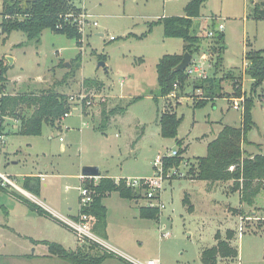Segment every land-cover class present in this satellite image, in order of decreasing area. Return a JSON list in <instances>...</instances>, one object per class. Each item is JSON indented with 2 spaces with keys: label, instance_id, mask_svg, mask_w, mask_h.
I'll list each match as a JSON object with an SVG mask.
<instances>
[{
  "label": "rangeland",
  "instance_id": "obj_1",
  "mask_svg": "<svg viewBox=\"0 0 264 264\" xmlns=\"http://www.w3.org/2000/svg\"><path fill=\"white\" fill-rule=\"evenodd\" d=\"M189 1L73 0L99 23L87 29L79 44L50 29L43 31L39 42L28 40L21 30L0 34V65L6 78L3 86L9 95L54 89L68 96L72 112L56 127L45 124L40 135L23 134L11 121L9 154L2 170L15 175L23 187L25 175L40 171L49 174L47 186L42 182L41 194L33 193V202H54L67 210L62 209V215L53 212L50 217L28 219L25 203L9 191L0 192V264H70L58 257L28 258L21 254L49 253L42 245L35 251L31 237L77 249L78 237L62 216L75 219L79 213L81 179L77 176L84 166L97 165L118 177L148 178L156 174L157 157L184 147L187 149L180 154L184 158L178 173L172 174V166L166 171L164 164L165 176L171 177L162 182L160 196L152 199L154 205H165L159 220L140 216V207L147 204L142 189H137L142 194L137 199H125L118 192L104 199L108 236L97 235L124 256L107 258L103 264L153 258L160 264H204L203 250L218 242L217 235L227 239L229 231L234 232L231 243L239 256L220 259L219 264H264V192L254 207H248L241 202L240 192L232 190V181L209 182L188 173L197 157L207 154L209 142L224 125L242 126V110L232 107L227 97L218 98L215 105L209 102L195 107L199 98L193 91L192 82L197 79L193 77L177 98L155 97L160 58L183 53L185 43L181 38L166 37L162 24L154 25L150 32V23L162 16L184 15ZM2 11L0 0V14ZM220 23L225 26L223 51L208 50L204 40L193 58L200 61L203 54L208 55L204 62L208 75L215 73L218 64L219 74L241 73L247 52L264 50V19L254 17L252 0H208L193 28L202 34L218 30ZM85 79L104 82L98 88L87 86ZM231 84V80L224 81L228 93ZM251 86L252 79L244 75L247 93ZM90 96L93 104L82 109L81 103ZM104 104L108 108L129 106L124 115L112 117L102 130L100 111ZM164 110L176 111L182 117L176 138H164L160 133L159 116ZM252 113L255 124L244 142V156L264 154V83L256 90ZM93 178L96 182L100 179ZM162 230L170 235L163 236Z\"/></svg>",
  "mask_w": 264,
  "mask_h": 264
},
{
  "label": "trees",
  "instance_id": "obj_2",
  "mask_svg": "<svg viewBox=\"0 0 264 264\" xmlns=\"http://www.w3.org/2000/svg\"><path fill=\"white\" fill-rule=\"evenodd\" d=\"M208 0H190L185 7L184 15L164 16L150 23V32L156 24H162L164 35L169 38H181L184 41V53L189 51L194 55L200 52L204 40L207 41V49L218 53L225 48V33L214 29L215 35L209 36V32L198 34L194 31L195 19L202 16V8ZM253 12L256 19H264V0H252ZM81 7L73 0H3V11L0 14V28L2 34L9 35L13 31L21 30L26 33L28 40L39 42L45 29L65 35L81 42L82 34L76 23L71 21L69 15H77ZM214 24V23H213ZM183 53V54H184ZM183 54L168 53L162 56L157 64V75L159 81V92L155 97H168L173 91L175 83L179 84V92L188 83L189 75L186 71L173 72L183 59ZM219 59H221L219 57ZM247 61L241 73H220V64L216 67L214 74L207 78H198L192 82L193 91H202V98L194 102L195 107H201L211 102L215 105L218 98L245 97L244 110L242 111V126L224 125L216 138L208 144L207 154L198 156L196 163L191 164L188 173L194 178L209 182L232 181V190L239 191L241 202L244 206L254 207L259 196L264 192V154L244 156V142L247 134L255 124L253 118V107L255 104L256 90L264 83V50H251L245 56ZM220 61V60H219ZM5 70L0 65V89L3 88ZM244 75L252 79L251 92L244 89ZM231 80L232 90L228 93L224 88V81ZM87 86H102L98 79H85ZM231 94V96H229ZM138 97L132 100L135 102ZM196 100V99H195ZM4 110L13 116H19L22 123L20 132L26 135L42 134L45 124L56 127L63 119L66 112L70 111L71 103L66 94L54 89L41 90L38 92L23 93L17 96H7L4 100ZM131 101V102H132ZM127 107L116 105L110 109L105 106L102 109L103 125L105 130L108 120L113 114L123 113ZM122 108V109H121ZM182 117L176 111L164 110L159 116L161 135L164 138H176ZM182 145L180 139H176ZM186 147L180 148L179 154L164 159L165 170L178 168L186 151ZM35 185L32 186V181ZM84 184L95 191L94 201L86 209L91 216L93 230L101 236H106L107 207L103 203L104 197L118 192L121 197L129 200L142 197L141 191L127 186L122 178L119 182L115 179L102 176L96 182L94 178L84 180ZM40 179L27 176L24 187L34 194H39ZM0 191H3L0 188ZM140 193V194H139ZM14 195L27 203L32 209L41 214L52 216L46 209L31 201L23 195ZM188 198L185 199L187 201ZM142 218L159 220L160 209L148 206L140 207ZM234 232L229 231L227 239L217 235L218 242L202 252L204 264H219L220 259L236 258L239 252L231 243ZM48 246V256L58 257L70 264H103L112 253L97 249L93 243H82L77 249L72 250L58 242L41 241Z\"/></svg>",
  "mask_w": 264,
  "mask_h": 264
},
{
  "label": "built area",
  "instance_id": "obj_3",
  "mask_svg": "<svg viewBox=\"0 0 264 264\" xmlns=\"http://www.w3.org/2000/svg\"><path fill=\"white\" fill-rule=\"evenodd\" d=\"M71 18V21L76 23L80 33L83 35L87 31L89 27H98L99 23L96 20H93L92 16L85 11H81L77 15H69ZM224 24L220 23L218 30L219 31H224ZM0 34H2V29L0 28ZM3 35V34H2ZM215 35L214 30L209 31V36L213 37ZM81 38V40H82ZM112 39L114 36L111 37ZM84 49V47H83ZM208 60V55L203 54L201 56V60L197 61V59L192 58V61L190 65L187 67L185 70L186 73L193 78H207L208 72L204 68V62ZM246 64L244 67L247 65V61H245ZM196 95L198 98H202V91L199 89L196 91ZM179 93V84L175 83L173 91H171L168 95V98H177ZM9 96V93L6 89V87H3L0 89V188H2L4 191H9L11 194L14 195V193H18L21 195H25L28 198L36 201V198L33 193L25 189V187L21 186L18 182V179L16 178L15 175L9 174L5 171L2 170V164L4 159L7 158L9 152H8V138L10 134L9 128H11V121L14 122L15 124L18 125L20 124V120L9 114L7 111L4 110V100L5 97ZM84 101V99H83ZM232 104L231 106L234 107L235 109H241L242 111L244 110V102H245V97H234L231 98ZM94 102L93 96L88 97L84 102L81 103V107L86 105H92ZM72 112L68 111L65 113V117L71 115ZM62 140V138H61ZM179 154L178 150H174L169 154L157 157L155 160V168H156V174L153 177H148V178H123L125 181V184L127 186L136 188V189H142L144 190V197L147 200L146 206L148 207H158L159 209L165 208V205L160 203L159 205H154L152 199L155 197H159L162 189V182L166 178H170L165 176L164 172V159L166 157H174ZM178 170L175 167L174 173L172 174H177ZM27 176L23 177V184L24 180ZM83 179H86V176L82 175ZM93 178V177H90ZM42 179H45V175H42ZM122 178L117 180L119 182ZM116 180V179H115ZM80 209L79 213L75 216V219L63 217V219L66 221V223L75 231L79 242H88V243H93L96 244L97 247H99L101 250L107 251L109 253H112L115 256H124V253L117 249L116 247H113L109 243H107L104 239L99 237L97 233L93 230L92 227V221H91V216L88 214L86 209L90 207L94 201V195L95 191L86 186L85 184L80 186ZM59 215H62L60 213H57ZM163 236L167 237L170 235V233L164 232L162 230ZM128 257V256H127ZM129 258V257H128ZM127 259V258H126ZM131 259V258H130ZM128 260V259H127ZM131 264H160L159 259H148L147 261H140L137 259H131L128 260Z\"/></svg>",
  "mask_w": 264,
  "mask_h": 264
},
{
  "label": "crops",
  "instance_id": "obj_4",
  "mask_svg": "<svg viewBox=\"0 0 264 264\" xmlns=\"http://www.w3.org/2000/svg\"><path fill=\"white\" fill-rule=\"evenodd\" d=\"M162 17H164V16H162ZM210 17V19L211 18H217L216 16H209ZM159 18H161V17H158V19ZM225 29V28H224ZM102 35V34H101ZM183 53H184V45H183ZM183 53H180V54H183ZM101 82H104V81H102V80H100ZM41 90H44V89H40L39 91H41ZM110 97H113V98H116L117 96H111L110 95ZM119 98H122V96H119ZM104 106H105V104L103 105V107H102V109L104 108ZM106 107V106H105ZM112 107H115V106H112ZM111 106L108 108V107H106L107 109H110V108H112ZM102 109H101V111H100V116L102 117ZM128 109H126L123 113H117V114H113V115H111V117L109 118V120H108V122H110L111 121V118L113 117H118V118H120V116H122V115H124L125 113H126V111H127ZM99 115V114H98ZM119 115V116H118ZM64 118H66L65 116L63 117V119ZM113 121H116L115 119L113 120ZM160 125V124H159ZM19 131H20V125H19ZM160 133H161V128H160ZM60 139H61V137H60ZM13 163L14 164H17L18 163V161L17 160H14L13 161ZM44 166H45V168H47L48 166H49V164H44ZM100 167V166H99ZM100 170H101V177L102 176H106V177H110V178H113V179H118V178H124V177H118V176H116V175H113L110 171H109V169H105V172H103L102 171V168L100 167ZM42 175H45V179H42ZM59 174H53V176H58ZM82 173L81 174H79L77 177H79L80 179H81V185L84 183V179L82 178ZM25 176H31V177H37L38 179H40V183H41V185H40V189H39V194H41V192H42V182H45V184H44V186H47V182H46V179H47V177L48 176H50L49 174H46V173H44L43 171H40V172H38V173H31V174H29V175H25ZM99 178V177H98ZM98 180V179H97ZM35 181L36 180H34V181H32V186H34L35 185ZM0 192H3V191H0ZM112 194V193H111ZM111 194H109V195H107V196H110ZM106 196V197H107ZM106 197H104V199L106 198ZM26 198H28V197H26ZM19 199V198H18ZM28 199H30V198H28ZM104 199H103V203H104V205L107 207V205L105 204V201H104ZM31 200V199H30ZM129 200V199H128ZM19 201L20 202H23V203H25L23 200H20L19 199ZM31 201H33V200H31ZM53 203V205L51 204V203H48V202H41V204H40V206L41 207H43L44 209H46L51 215H53V212H55V213H60V211L63 209H66L67 210V208L66 207H63L61 204H55L54 202H52ZM26 205H27V211H26V217L28 218V219H33V220H36V216H47V217H50V215H45V214H41V213H39L37 210H35V209H32L27 203H25ZM38 204V203H37ZM39 205V204H38ZM69 209L72 211V209H73V207L72 206H70L69 207ZM107 210H108V207H107ZM107 225H108V221H107ZM106 235L108 236V232H107V228H106ZM31 239H32V242H34V244L36 245V248H35V251H36V249L40 246V245H42V246H45V249H44V251H48V246L46 245V244H44V243H42L41 241H49V240H46V239H37V238H32L31 237ZM49 242H51V241H49ZM59 243V242H58ZM62 244V243H61ZM64 245V244H63ZM79 245H81L80 243H79ZM78 245V246H79ZM65 246V245H64ZM66 247V246H65ZM68 248V247H67ZM70 249H72V248H70ZM72 250H74V249H72ZM1 255V254H0ZM21 256L22 257H28V258H30L31 256L33 257H50V256H48V253H46V252H44L42 255L41 254H21ZM104 263V262H103Z\"/></svg>",
  "mask_w": 264,
  "mask_h": 264
},
{
  "label": "water",
  "instance_id": "obj_5",
  "mask_svg": "<svg viewBox=\"0 0 264 264\" xmlns=\"http://www.w3.org/2000/svg\"><path fill=\"white\" fill-rule=\"evenodd\" d=\"M192 58L193 55L191 52H185L183 54L182 61L176 67H174L173 72L185 71L190 65ZM9 60L13 62L14 59L12 57H9ZM101 65H105V62H102ZM19 125L21 129L22 123L20 122ZM82 174L86 177H101V170L100 167L97 165H86L83 167Z\"/></svg>",
  "mask_w": 264,
  "mask_h": 264
}]
</instances>
